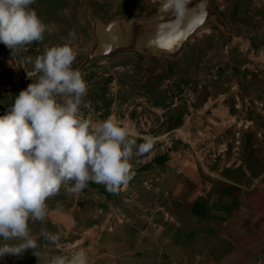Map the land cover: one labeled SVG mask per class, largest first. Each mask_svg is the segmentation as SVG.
I'll use <instances>...</instances> for the list:
<instances>
[{
    "label": "rangeland",
    "instance_id": "1",
    "mask_svg": "<svg viewBox=\"0 0 264 264\" xmlns=\"http://www.w3.org/2000/svg\"><path fill=\"white\" fill-rule=\"evenodd\" d=\"M86 1L35 0L31 5L49 31L26 50L12 53L1 46L13 74L0 82V116L36 82L35 58L47 47L68 44L77 53L72 67L88 85L84 101L91 107L81 108L85 117L94 122L114 117L137 145L148 138L153 146L133 156L135 176L118 194L91 181L78 193L66 190L74 182L62 186L46 201L45 219L29 221L37 247L0 257V264H48L80 250L88 264H156L157 245L170 253L179 232L211 211H228L239 185L250 187L264 173V0H213L239 32L226 41L219 27L208 23L178 53L162 58L134 50L91 57L95 35ZM89 3L108 20L119 14L150 15L160 0ZM202 201L206 210L198 206ZM44 233L59 240L54 243ZM19 242L0 238V245Z\"/></svg>",
    "mask_w": 264,
    "mask_h": 264
},
{
    "label": "clouds",
    "instance_id": "2",
    "mask_svg": "<svg viewBox=\"0 0 264 264\" xmlns=\"http://www.w3.org/2000/svg\"><path fill=\"white\" fill-rule=\"evenodd\" d=\"M35 0H0V43L12 53L40 42L49 31L34 8ZM177 9L184 0H170ZM75 38V32L69 33ZM76 51L68 44L45 48L34 60L35 83L16 96L0 116V238L20 241L0 245V257L20 256L37 247L29 221H43L46 201L66 190L81 192L94 182L118 194L134 178L131 160L152 148L151 139L137 145L129 129L114 117L92 121L81 108L88 85L72 65ZM62 98V102L58 100ZM56 242L59 236L44 233ZM48 264H88L83 250L56 256Z\"/></svg>",
    "mask_w": 264,
    "mask_h": 264
},
{
    "label": "crops",
    "instance_id": "3",
    "mask_svg": "<svg viewBox=\"0 0 264 264\" xmlns=\"http://www.w3.org/2000/svg\"><path fill=\"white\" fill-rule=\"evenodd\" d=\"M238 188L228 211L196 218L173 238L170 253L157 245L156 264H264V173L254 185ZM207 205L198 203L202 210ZM106 256L123 255L107 252Z\"/></svg>",
    "mask_w": 264,
    "mask_h": 264
},
{
    "label": "water",
    "instance_id": "4",
    "mask_svg": "<svg viewBox=\"0 0 264 264\" xmlns=\"http://www.w3.org/2000/svg\"><path fill=\"white\" fill-rule=\"evenodd\" d=\"M85 7L95 35L91 57L121 50H134L148 58L176 54L208 23L219 27L226 41L239 32L214 8L213 0H184L181 9L170 0H160L150 15L119 14L108 20L94 12L89 0Z\"/></svg>",
    "mask_w": 264,
    "mask_h": 264
},
{
    "label": "built area",
    "instance_id": "5",
    "mask_svg": "<svg viewBox=\"0 0 264 264\" xmlns=\"http://www.w3.org/2000/svg\"><path fill=\"white\" fill-rule=\"evenodd\" d=\"M1 46H3L2 43H0V48ZM2 54L3 52L0 50V82L3 77L13 74L10 67L4 62ZM13 78L16 80V77L14 75Z\"/></svg>",
    "mask_w": 264,
    "mask_h": 264
},
{
    "label": "snow or ice",
    "instance_id": "6",
    "mask_svg": "<svg viewBox=\"0 0 264 264\" xmlns=\"http://www.w3.org/2000/svg\"><path fill=\"white\" fill-rule=\"evenodd\" d=\"M167 46H170V45H167Z\"/></svg>",
    "mask_w": 264,
    "mask_h": 264
}]
</instances>
